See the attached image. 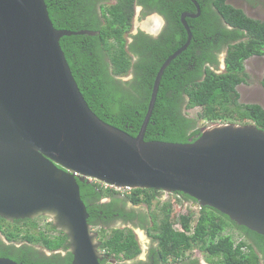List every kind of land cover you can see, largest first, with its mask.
<instances>
[{
  "label": "water",
  "instance_id": "water-1",
  "mask_svg": "<svg viewBox=\"0 0 264 264\" xmlns=\"http://www.w3.org/2000/svg\"><path fill=\"white\" fill-rule=\"evenodd\" d=\"M194 3L198 13L182 16L187 42L160 67L134 137L91 110L61 47L65 36L94 33L56 29L45 0H0V217L49 215L68 235L72 264H101L78 183L89 178L183 193L264 236V130L219 124L193 143L145 140L163 74L193 39Z\"/></svg>",
  "mask_w": 264,
  "mask_h": 264
},
{
  "label": "trees",
  "instance_id": "trees-1",
  "mask_svg": "<svg viewBox=\"0 0 264 264\" xmlns=\"http://www.w3.org/2000/svg\"><path fill=\"white\" fill-rule=\"evenodd\" d=\"M45 1L56 29L94 33L65 36L60 40L72 74L91 110L106 123L137 136L160 67L187 42V31L180 22V15L184 11L196 13V6L190 0H142L160 14L169 11L166 12L169 25L158 37L139 32L131 36L129 42L127 34L132 29L137 0H119L110 6L102 5L103 0ZM227 1L197 0L201 15L187 20L193 39L188 49L173 60L163 74L146 141L193 143L202 135L199 118L211 123L255 124L264 130V108L241 103L237 90L249 78L245 61L264 56V21L249 17L244 10ZM223 50L227 52L225 71L218 73L213 66ZM129 73L133 78L124 81L122 77ZM261 84L264 88V76ZM194 108L201 109L198 118L189 114ZM78 183L90 215L89 224H100L101 211L102 219L103 216L112 219L115 204L103 205L100 200L115 198L119 193L105 190L98 183ZM151 191L133 189L125 193L131 203H145L150 211L147 214L133 212L128 214L127 220L137 215L146 225L149 219L153 221L150 231L155 232L159 242L155 254L165 264H200L189 254L194 249L206 253L210 264H264V236L208 206L198 213L179 215L175 220L174 198L184 203L196 200L175 193L172 201L157 204V211H153V203L159 196ZM120 216H124L123 211ZM35 220L26 221L35 229L41 228ZM178 223L180 228L176 229L174 226ZM49 226L55 231L52 223ZM0 231L9 242L22 239L50 249L62 247L67 238L50 239L41 233L36 237L18 226L8 225L2 217ZM229 231H237L243 240L236 241ZM11 248L1 247L0 258H10L18 264H37L27 258L23 248ZM103 249L116 259H131L140 253L130 228L113 229Z\"/></svg>",
  "mask_w": 264,
  "mask_h": 264
},
{
  "label": "flooded vegetation",
  "instance_id": "flooded-vegetation-1",
  "mask_svg": "<svg viewBox=\"0 0 264 264\" xmlns=\"http://www.w3.org/2000/svg\"><path fill=\"white\" fill-rule=\"evenodd\" d=\"M119 0H107V1H102V5L110 6L114 5L118 2ZM173 1V0H172ZM192 4L196 6L194 1L197 2V0H190ZM198 3V2H197ZM97 6H100V3L97 4ZM153 8L150 4L147 3H142V0H137L134 6V16L132 19V29L128 32L127 38L129 42L132 41L131 36H134L138 34L139 32H143L146 35H149L151 37H158L164 28L169 25V16L166 15V11L163 14H160L156 12L155 10H152ZM197 8V7H196ZM139 12V16L141 19H146L144 23L141 24V27H137L138 30L134 31L133 30V20L136 15V13ZM185 13H189L192 15H195L198 13H191L190 11H184L181 13L180 17V22L182 26L185 28V26L182 23V16ZM168 14V13H167ZM188 19H196V18H186V22ZM188 24V23H187ZM189 26V25H188ZM186 30V29H185ZM188 36V34H187ZM227 52L223 50L217 55V63L215 67L213 66L214 69L217 71H221L222 68H225V58H226ZM133 78V74L129 73L122 77L124 81H128ZM89 183L91 182L90 180H87ZM92 183V182H91ZM152 193L156 194L159 196V199L163 198L164 195H171L175 196V193H168L163 190H153L151 191ZM106 198L100 200L101 204L109 205V204H115V207L113 210H115L112 215V219L108 220V216H103L104 219H102L103 212H100L99 215V221L100 224L98 226H93L92 231L97 235V241L100 243V246L98 248V251L100 252V255L102 256V261L101 264H165V261L162 260L160 256L156 257L155 251L157 250L158 247V240L155 237V232H151L150 228L153 227V221L149 219V224L146 225V223H143L139 217L136 215L132 219L127 220L129 217L128 214L131 215V213H139L140 210H137L134 207V204L132 203V206L129 204L131 203L129 199L126 197L124 194H118L117 197L115 198H108V201H105ZM166 201V199H165ZM197 202H193L195 204ZM123 211L124 216H120V212ZM141 213V212H140ZM145 214V213H143ZM38 217H43V216H38ZM28 219V218H27ZM27 219H19V220H10V219H5L9 225V223L14 227L18 226L20 230L22 231H27L30 232V227L29 224L27 223ZM36 218H32V220H35ZM90 219V218H89ZM46 223H52L54 226V219L53 217L50 216L49 220ZM144 224V225H143ZM47 226V224H46ZM55 231L50 230L49 228H37L36 233H31L34 234L36 237L40 236V233L43 234L44 236H49L50 239H57L60 236H66V241L62 247L55 248V249H50L47 246L42 245L41 243H32L26 240H18L15 242H9L5 235L0 231V248L3 246H12V250H17L19 248H23L24 251L27 253V258L33 260L37 264H72L73 263V253H72V246L70 243V240L68 238V235L65 231L59 230L58 227H55ZM97 228V229H96ZM130 228L133 230V234L135 236V241L138 244V247L140 249V253L138 256L131 258V259H116L114 255H112L111 252H106L103 249V246L107 241L109 240V237L112 235V230L113 229H127ZM140 229L145 236V239L147 241L149 249L148 256H144V258L140 257V254L142 253V242L137 235L136 229ZM104 250V251H103ZM23 264V263H22Z\"/></svg>",
  "mask_w": 264,
  "mask_h": 264
},
{
  "label": "rangeland",
  "instance_id": "rangeland-1",
  "mask_svg": "<svg viewBox=\"0 0 264 264\" xmlns=\"http://www.w3.org/2000/svg\"><path fill=\"white\" fill-rule=\"evenodd\" d=\"M227 2L228 4L234 6L235 8H240L244 10L245 13L249 17L256 19V20L264 21V0H228ZM139 14L140 13L137 12L133 20V30L134 31L138 30L137 27L139 26L141 27V24L144 23V21L146 20V19L142 20ZM245 66H246V72L249 78L247 80V83H243L239 85L237 88L238 92L240 93V102L243 104H258L264 108V88L261 84V81L264 76V56L262 57L255 56V57L249 58L247 61H245ZM224 71H225V68L223 67L222 70L219 71L218 73H221ZM200 112H201L200 108H194V109L189 110L190 116L194 118H198V114ZM219 124H232V123H227V122L211 123L205 119H200V118L198 122L199 128L202 129V132L206 130L207 128H210V127H213ZM87 180H90L91 182H93V180L95 179L87 178L86 181ZM173 198L174 196L164 195L163 198L155 200L152 206L153 211H157V208H156L157 204L158 205L159 203L162 204L163 202H166L168 200L172 201ZM174 199L172 202L174 203L173 215L175 216L174 217L175 220L179 219V215L189 213V212L198 213L200 210V207L198 205L193 206V203H184V202L181 203V201H175ZM105 201H108V198H106ZM129 204L132 206V203H129ZM134 207L137 210H140L145 214L150 212L145 203H141L140 205H134ZM42 216L43 217H35L36 218L35 221L38 224H40L41 228H46V227L48 228L49 223H46V222L49 220L50 216L49 215H42ZM90 226L93 227L91 224ZM174 227L176 229L180 228V223L176 224ZM29 229L31 233L37 232V230L33 227H30ZM91 231H92V228H91ZM142 231L138 228L136 229L137 235L139 236L142 242V246H141L142 253L140 254V257L144 258L145 255L148 256L150 247H148L147 241ZM229 232L234 235L236 241L243 240V238L239 235L237 231H229ZM229 232H225V234H228ZM92 233L94 232L92 231ZM189 254L191 256V259H198L200 261V264H210L207 261V254L201 252L198 249L192 250Z\"/></svg>",
  "mask_w": 264,
  "mask_h": 264
},
{
  "label": "built area",
  "instance_id": "built-area-1",
  "mask_svg": "<svg viewBox=\"0 0 264 264\" xmlns=\"http://www.w3.org/2000/svg\"><path fill=\"white\" fill-rule=\"evenodd\" d=\"M93 183H98L105 190H112V191H115V192L121 193V194L127 193L130 191V189L119 188V187H116L114 185H110V184H107V183H104V182H101L98 180H93Z\"/></svg>",
  "mask_w": 264,
  "mask_h": 264
},
{
  "label": "clouds",
  "instance_id": "clouds-1",
  "mask_svg": "<svg viewBox=\"0 0 264 264\" xmlns=\"http://www.w3.org/2000/svg\"><path fill=\"white\" fill-rule=\"evenodd\" d=\"M225 59H226V58H225ZM126 189H130V188H126ZM131 190H133V189H130V191H131ZM130 191H129V192H130ZM114 192H115V191H114ZM129 192H127V193H129ZM119 194H121V193H119ZM123 194L126 195L125 193H123ZM187 203H188V202H187ZM200 209H201V207H200ZM103 251H104V250H103ZM105 251H106V250H105ZM99 253H100V252H99Z\"/></svg>",
  "mask_w": 264,
  "mask_h": 264
},
{
  "label": "bare ground",
  "instance_id": "bare-ground-1",
  "mask_svg": "<svg viewBox=\"0 0 264 264\" xmlns=\"http://www.w3.org/2000/svg\"><path fill=\"white\" fill-rule=\"evenodd\" d=\"M178 195V194H177ZM181 203H182V201H181ZM184 204V203H183ZM3 219H5V218H3Z\"/></svg>",
  "mask_w": 264,
  "mask_h": 264
}]
</instances>
